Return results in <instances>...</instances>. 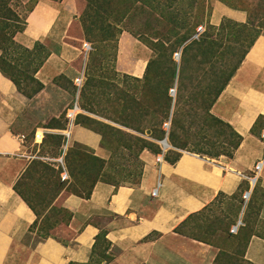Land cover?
I'll return each instance as SVG.
<instances>
[{"label": "rangeland", "instance_id": "374dc122", "mask_svg": "<svg viewBox=\"0 0 264 264\" xmlns=\"http://www.w3.org/2000/svg\"><path fill=\"white\" fill-rule=\"evenodd\" d=\"M35 2L0 0V38H3L0 56L6 62L4 68L16 80L18 91L30 99L23 113L27 127L22 129L27 138V151L39 155H57L60 138L55 131L57 128L53 126L64 124V113L74 101L75 87L73 78L64 75L55 77L47 84L39 82L34 69L49 52L48 46L39 43L35 49L27 51L14 39L22 31L18 32ZM72 2L74 18L68 36L79 47L83 41L91 46L88 54L82 55L77 65L84 79L78 96L83 112L76 122L103 136L105 144L110 148V157L102 160L87 147L78 143L70 144L64 156L68 179L61 180L55 173L52 177L60 182V193H68L70 187L76 184H80L85 191L95 180L104 178L114 184H134L138 181L142 167L140 155L142 152L155 154L158 148L155 139L160 136L162 126L153 106L155 84H143L147 62L154 54L152 45L157 40L171 44V56L173 52L180 51V60L174 63V77L170 85H175V95L170 98L172 104L166 116L174 119L177 115L183 120L181 137L188 143L185 148L172 143L170 137L174 129L171 125L170 144L178 150L212 158L223 154L209 156L198 151L221 153L225 148L229 149L227 141L234 142L229 130L214 127L210 120H206V106L219 83H213L210 95L204 96V91L219 72L225 75L233 68L244 54L251 37L256 36V33L258 36L264 35V0ZM220 5L245 11L246 21L239 22L223 16L217 24L211 23V15ZM199 26L202 32L194 38ZM124 35L129 41L124 42L125 45L120 49V38ZM206 39L213 40L216 46L214 53H204L199 49L189 54L186 52L189 44L193 43L192 46L196 47V43ZM166 57L167 54L164 59ZM156 71L157 67L154 66L149 76H153ZM179 92L182 98L180 104L176 105ZM208 114L211 115L210 110ZM35 127L47 130L39 146L30 143ZM141 143L144 144L143 148ZM181 151H171L169 156L173 157ZM31 161L39 159H30L27 166ZM55 191L53 188L43 192H29L28 197L38 215L31 234L25 238L27 243L42 237H68V212L56 200L58 195H54L48 203L41 202V199L48 198ZM254 207L250 200L242 209L239 193L235 196L220 195L202 213L192 216L181 227V231L197 236L217 248L219 264H246L242 252L252 226L248 224L241 227L236 234H231L229 228L239 216H242L243 221L249 215L253 219Z\"/></svg>", "mask_w": 264, "mask_h": 264}, {"label": "crops", "instance_id": "0c3cea01", "mask_svg": "<svg viewBox=\"0 0 264 264\" xmlns=\"http://www.w3.org/2000/svg\"><path fill=\"white\" fill-rule=\"evenodd\" d=\"M74 9L72 0H36L23 30L14 37L28 49L36 42L48 46L49 52L35 73L42 84L59 75L73 78L79 72L81 49L68 36ZM223 16L239 22L247 19L245 11L220 5L210 22L217 24ZM127 41L125 35L120 38V49ZM29 103L0 72V264H212L218 249L176 228L219 193L231 196L246 189L247 180L238 173L250 174L258 160H263V167L250 198L254 217L239 219L241 227L252 226L244 259L264 264V125L253 127L257 118L264 116V35L254 38L210 107L212 115L241 136L233 155L212 158L178 150L175 162L163 159L157 163L156 153L142 152L136 184L97 181L88 197L59 193L56 200L70 214L66 223L69 234L64 239L25 241L36 215L16 193L14 184L30 160L27 156L35 153L27 151L22 131L27 127L23 113ZM40 129L46 130L32 129L33 146H39L32 142V135ZM20 134L25 135L23 143L18 140ZM75 143L99 159L110 157L103 136L80 123L71 129L69 145ZM157 181L158 194L151 196Z\"/></svg>", "mask_w": 264, "mask_h": 264}, {"label": "trees", "instance_id": "16d2710c", "mask_svg": "<svg viewBox=\"0 0 264 264\" xmlns=\"http://www.w3.org/2000/svg\"><path fill=\"white\" fill-rule=\"evenodd\" d=\"M25 26V23L22 27V29L18 30L21 31L23 30ZM256 36H258V33L255 34ZM256 36L251 37V39L248 42L247 48L244 51H247V49L250 47V45L252 44L254 38ZM3 42V38H0V44ZM40 42H36L35 45L31 48H25L24 49L27 51H32L33 49H35V47H37V45H39ZM193 43L189 44L188 47L186 48V52L189 54L191 53V51L195 50V49H199L198 51H202L204 53H214L216 50V46L213 43L212 39H206V40H202V42L200 43H196V47L192 46ZM153 56L149 59V61L147 62L146 68H145V73L143 76V84L144 85H148L149 83H154L155 84V88H154V101H153V106H154V110L158 113V121L163 123L165 120L168 119V116H166L167 111L170 110L171 108V97L168 94V89L170 87V85L172 84V79L174 77V63L176 61H174L173 59V54L171 56V52H170V48H171V44H167L164 40H157L153 45ZM198 51H194V52H198ZM174 53V52H173ZM48 54V53H47ZM47 54L43 57V59L38 63V65L36 66V68L34 69V72L37 71V69L42 65L43 61L45 60ZM165 54H167V57L164 59ZM244 54L242 55V57L238 60V62L233 66V68L225 75H222L223 72H219L220 74H218L216 76V79H211L212 84L211 85H207V88L204 91V96L206 95H210L211 93V88L214 82H218L219 86L216 88L215 92H213L212 98L210 100V102L208 103V105H212V103L214 102V100L216 99L217 95L220 93V91L223 89V87L226 85V83L228 82V80L230 79V77L233 75V73L235 72L236 68L238 67L239 63L241 62ZM3 56H0V72L6 76L8 79H10L16 86L17 88V82L14 79L13 75L10 74L5 68V61L2 59ZM154 66L157 67V71L153 76H149V71L151 70V68H153ZM181 72V70H180ZM172 87V86H171ZM181 91V88H180ZM203 95V94H202ZM181 98H182V94L181 92H179V95L176 98V105L180 104L181 102ZM79 104V102H78ZM206 106V120H210L211 125L214 127H218V128H227L229 130V135L234 139V142H229L227 141V144L229 145V149L226 150V148L223 150V152H219V151H214V152H209V153H204L203 151H198L201 154H206L209 156H218L219 154H223L227 157H231L233 155V152L235 151V149L238 147L240 141H241V136L239 134H237L231 127L229 124H227L226 122L220 120L219 118L215 117L214 115H210L208 114L209 109L207 110ZM80 106V105H79ZM81 108V107H80ZM82 109V108H81ZM211 113V112H210ZM81 113H78L75 118H74V124H76V119L79 117ZM170 128L171 125L173 126L174 132L172 133L171 137L170 135V128H169V132L167 135V141L169 142V137L170 140L172 141V143H175L176 145H178V147L181 148H185L187 145V141L181 137V132L183 131V120L178 118L177 115L174 117V119L170 118ZM160 123V125H161ZM66 124V119L64 117V124L63 125H59V126H53V128H57V129H63L65 127ZM259 125H264V116H259L257 118V120L255 121L253 127L255 126H259ZM253 129V128H252ZM59 138H60V144H59V148L61 145V141H62V136L58 133ZM164 136V131L162 130V126H161V133L160 136L157 137L155 140L157 147L156 150L154 151L155 153L160 152V147L157 143V140L161 139ZM45 137V136H44ZM225 139V137H223ZM138 141V140H137ZM43 142V141H42ZM224 142V141H222ZM171 145V144H170ZM144 144L141 143V148H143ZM172 146V145H171ZM58 148V149H59ZM68 149V148H67ZM67 151V150H66ZM171 151H178V149H176L175 147L172 146L171 149H169L167 152H165L164 154V159L173 163L175 162L178 157L180 156L179 152H176L174 154L173 157L169 156V153H171ZM59 152V150H58ZM66 154V153H65ZM65 156V155H64ZM65 166V170L68 174L67 171V167L64 163ZM60 168H55L53 165H51L50 163H47L45 161L39 160V161H31L30 164L28 166H26L25 170L22 172V174L19 176V178L17 179V181L14 184V190L16 191V193H18V195H20V197L27 203V205L32 209V211L34 212V214L37 216L38 212L35 209L33 203L31 202L30 198L28 197L29 192L30 193H36V192H43L45 189L51 190L53 188L56 189V191L49 196L48 198H43L41 199L42 203H48L50 201V199L55 195H58L61 191V185L60 182H58L57 180H53L54 178V173L60 177ZM141 174V172H140ZM103 176V174H102ZM53 177V178H52ZM69 177V174H68ZM140 177V175H139ZM104 178V177H103ZM62 180V179H61ZM97 181H104V182H108V183H112L113 182L107 180V178H104L102 180H95L91 186H89V188H87V190H83L80 184H76V185H72L70 187V190L68 193H73L76 194L78 196L81 197H88L91 189L93 187V185L95 184V182ZM139 181V179H138ZM137 181V182H138ZM136 182V183H137ZM134 183V184H136ZM114 185H118V184H114ZM51 188V189H50ZM59 191V192H58ZM58 192V193H57ZM237 193H239V197L241 194V190L238 191ZM40 194V193H39ZM220 195H224L222 193H219L217 196ZM235 194H233V196H235ZM54 196V197H55ZM216 196V197H217ZM53 197V198H54ZM208 205H206L202 210L190 214L180 225L179 227L176 228V231L186 235L188 237L197 239L199 241L205 242L207 244H210L208 242H206L205 240L198 238L197 236L191 235V234H187L183 231H181V227L194 215H199L200 213H202L204 211V209L207 207ZM65 211H67L66 209H64ZM68 212V211H67ZM70 218V214L68 212V217H67V221ZM36 223V219L33 222V224L30 226V232L32 229V226ZM239 231V230H238ZM249 236V235H248ZM47 238V237H42V239ZM246 243V242H245ZM245 246V244H244ZM242 258L243 261L246 262V264H252L251 262L247 261L244 259V249L242 252ZM219 253L216 254V257L213 261L212 264H218L219 263Z\"/></svg>", "mask_w": 264, "mask_h": 264}, {"label": "built area", "instance_id": "2783aa9c", "mask_svg": "<svg viewBox=\"0 0 264 264\" xmlns=\"http://www.w3.org/2000/svg\"><path fill=\"white\" fill-rule=\"evenodd\" d=\"M202 32V27L199 26L198 28H196L195 33L193 35V37H197L199 36V34ZM81 53L83 56H86V54H88V52L91 49V46L88 42L83 41L81 44ZM173 59L174 61H179L180 60V51H175L173 53ZM83 72H78L77 75L75 77H73L72 79V83L73 86L75 87V98L74 101L72 102L71 106L68 107L64 113V117L66 119V124L65 127L63 129H61V132L59 133L62 136V141H61V145L59 148V152L56 156H50L48 154H31L28 155L27 157L30 159H39L42 161H45L47 163H50L51 165H53L55 168H60V178L62 180H66L68 179V174L65 170V166H64V155L66 153V150L69 146V140L71 137V129L72 126L74 125V118L78 113H82L83 110L80 108L79 104H78V96H79V90L81 88V86L83 85ZM175 85L170 87L168 89V94L170 97H174L175 95ZM170 117H168L167 120H165L162 123V130L164 131V136L157 140V143L160 147V152L155 154V161L157 163H160L163 161L164 159V154L165 152H167L169 149L172 148V146L168 143L167 141V135L169 132V128H170ZM45 132L46 130L44 129H40V130H36L33 132L32 135V142L34 144H41L44 136H45ZM18 140H20V142H24L25 141V135L20 134L17 136ZM261 137L264 139V128L261 130ZM263 167V160H258L255 162L252 172L250 174H243V173H238L239 176L241 178H244L247 180V188L244 189L241 194V204H242V209H244L246 207V204L249 202L250 198H251V194L253 191L254 186L256 185L258 176L262 170ZM160 186V182L157 181L156 185L151 189L150 194L151 196H156L158 194V188ZM242 225V221L240 219H238L236 222H234L230 228H229V232L231 234H236L239 230V228Z\"/></svg>", "mask_w": 264, "mask_h": 264}]
</instances>
